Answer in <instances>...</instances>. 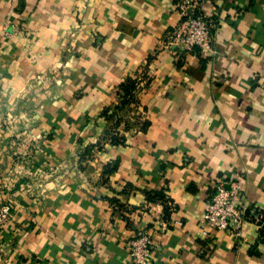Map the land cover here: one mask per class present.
<instances>
[{"label": "crops", "instance_id": "obj_1", "mask_svg": "<svg viewBox=\"0 0 264 264\" xmlns=\"http://www.w3.org/2000/svg\"><path fill=\"white\" fill-rule=\"evenodd\" d=\"M203 9L216 53L179 58L172 0H0V264H131L140 229L150 264H264V219L198 232L217 185L264 209V0Z\"/></svg>", "mask_w": 264, "mask_h": 264}, {"label": "built area", "instance_id": "obj_2", "mask_svg": "<svg viewBox=\"0 0 264 264\" xmlns=\"http://www.w3.org/2000/svg\"><path fill=\"white\" fill-rule=\"evenodd\" d=\"M178 16V22L174 31L168 37L166 47L173 46L177 49V56L194 55L198 57H211L215 52L217 26L203 5L211 0H172ZM13 32L18 27L12 29ZM141 84L136 88L140 89ZM138 91V92H137ZM128 97V105L138 108L134 111L136 115L142 113L139 108V92ZM143 114V113H142ZM140 117V116H139ZM143 119V118H142ZM5 198L0 197V231L12 220L11 205ZM264 209L250 207L240 186L225 189L222 185L215 187L211 200L205 205L199 220V236L202 240L211 239V231L224 235L234 246L242 243L243 229L247 222L253 220L258 228L263 225ZM170 226H180L178 221ZM162 230L169 228L165 222L160 221ZM159 228V229H160ZM160 229V230H161ZM155 230V229H154ZM155 247L153 231L147 229L138 230L134 236L125 243V249L131 264H150L152 251Z\"/></svg>", "mask_w": 264, "mask_h": 264}, {"label": "rangeland", "instance_id": "obj_3", "mask_svg": "<svg viewBox=\"0 0 264 264\" xmlns=\"http://www.w3.org/2000/svg\"><path fill=\"white\" fill-rule=\"evenodd\" d=\"M8 97V96H7ZM9 101L5 98V100H0V103H5V109L2 105H0V124L5 126H9L11 125V123L13 122V116L11 114H9V111L7 110L8 105H11L12 103H8ZM2 201H6L5 199ZM7 202V201H6Z\"/></svg>", "mask_w": 264, "mask_h": 264}, {"label": "trees", "instance_id": "obj_4", "mask_svg": "<svg viewBox=\"0 0 264 264\" xmlns=\"http://www.w3.org/2000/svg\"><path fill=\"white\" fill-rule=\"evenodd\" d=\"M129 92H130L129 89H127V90L125 91V94L120 96V98H121V99L119 100V104H120V106L125 105V104L128 103V97L130 96V95H128Z\"/></svg>", "mask_w": 264, "mask_h": 264}]
</instances>
